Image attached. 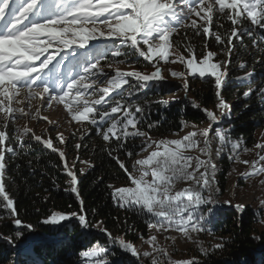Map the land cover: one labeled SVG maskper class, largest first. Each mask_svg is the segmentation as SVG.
Returning <instances> with one entry per match:
<instances>
[{
	"label": "snow or ice",
	"instance_id": "1",
	"mask_svg": "<svg viewBox=\"0 0 264 264\" xmlns=\"http://www.w3.org/2000/svg\"><path fill=\"white\" fill-rule=\"evenodd\" d=\"M214 17L229 21L231 28L224 33L213 31ZM3 21L6 23L0 24V209L8 212L18 229L15 238L23 235L19 229L31 230L33 226L19 218L15 200L6 190V156L9 153L18 155L17 148L22 151L30 147L27 138L58 153L69 178V188L65 190L75 194L80 202L79 213L53 211L43 223L56 225L75 217L81 227H98L112 238L113 243L118 244L120 250L137 259L146 258L150 264H200L196 257L173 260L167 248L160 245L156 234L149 235L145 241L151 250L141 252L133 242L114 237L102 227V221L90 225L84 202L80 198L75 161L70 165L65 151L54 145V138L37 135L27 121L42 119L56 127V121L42 115V110L51 108L55 103L63 105L70 117L69 123L88 122L95 126V134L109 146L114 142L120 148L128 140L141 139V152L148 154L133 159L131 170L119 156L112 157L129 182L120 187L108 185L113 203L120 208L136 210L155 218L154 222L148 224L150 231L154 229L158 234L174 231L180 238L195 243L198 250L207 255L208 249L203 247V242L194 239V234H212L206 223L214 211L211 205L219 203L217 165L212 158L213 140L219 144L215 148L216 154L227 150L229 159L248 166V171L241 174L245 179L264 174V154H261L264 152V143L254 146L261 150L256 153L258 159L241 160V151L246 153L251 150L242 147L243 139H233L228 130L215 129V136L210 135L218 117L215 111L206 108L202 110L210 121L207 128L200 129L193 125L194 130L179 139L154 140L148 132L138 127L140 120L137 113L143 112L140 105L121 103L120 100L108 104L106 98L114 92L119 94L125 85L135 87L153 80L163 81L166 77L162 71L170 72L175 78H185L186 73L183 71L158 66L161 61L165 64L179 62L187 69V75L214 78L215 107L221 115L228 114L230 105L221 92L228 74L227 66L236 48L233 40L242 44L243 36L253 37L258 30L264 31V0H0V22ZM189 27L195 35L214 38L218 45H223L220 53L209 50L207 40L200 57L190 45H185L187 55L171 52L174 47L172 35L180 28ZM218 27L222 28L223 24ZM100 40L112 42V56H127V49H131L148 61L154 70L146 74L135 69L122 71L116 67L114 75L109 76L101 65L103 54L89 53L76 62L82 71L70 76L65 83L59 72L63 59L69 54L77 55V49H85L90 42ZM61 52H65V57L57 61ZM219 54L226 55L227 59L213 62ZM170 56L174 58L170 59ZM124 62L120 60L118 63ZM107 67L111 68L112 65ZM239 68L246 69V64L241 62ZM252 76V72L246 71L241 79L251 80ZM132 79H135L136 85L131 84ZM184 87H188L186 79ZM253 94L264 97V86L257 89L249 86L243 93L245 97ZM97 95L98 98L89 99ZM160 103L167 105L168 101L162 100ZM193 107L199 108L200 105L193 101ZM20 120L26 123L20 125ZM184 127H187L186 123ZM14 139L15 145L12 143ZM55 140L66 143L59 132ZM75 147L79 149L81 144ZM113 151L116 150L108 152L109 156H112ZM193 151L199 155H190ZM133 155L132 151L127 152L129 158ZM79 171L83 174L84 170ZM260 183L264 185V180ZM177 185L184 186L178 188ZM224 203L231 204V200H225ZM260 203L264 206V200ZM233 206L238 210L245 207L243 204ZM205 207L206 213L203 211ZM3 238L13 243L12 236ZM140 238L143 239V236ZM164 239H170L175 245L177 237L165 236ZM213 247L220 249L223 243ZM79 256L83 264H110L108 249L98 244L81 251Z\"/></svg>",
	"mask_w": 264,
	"mask_h": 264
},
{
	"label": "trees",
	"instance_id": "2",
	"mask_svg": "<svg viewBox=\"0 0 264 264\" xmlns=\"http://www.w3.org/2000/svg\"><path fill=\"white\" fill-rule=\"evenodd\" d=\"M219 24H223V27H218ZM230 28L229 21L214 17L213 31L224 33ZM175 36V45L186 55L188 53L185 51V45H190L195 49L197 57L202 56L205 40L208 42V49L213 52L220 53L224 47L218 45L214 38L195 35L190 27L180 28ZM233 43L236 48L231 63L227 66L228 74L221 94L226 102L231 104L234 119L232 122L226 121L225 125L234 127L232 134L236 137L252 141L256 132L264 130V97L258 94L245 97L243 93L249 86L253 89L264 86V31L258 30L253 37L243 36L242 44L235 39ZM111 49L112 43L89 53L101 55L103 51L109 50L101 59L103 66L115 59L133 64L140 71L151 69L149 63L131 49H127V56L117 58L111 56ZM79 52L77 49V55L69 54L63 59L59 72L65 83L70 76L82 71L76 64L81 57ZM62 57L65 55L61 56L60 60ZM216 59L224 61L227 56L219 54ZM241 62L246 64V69L239 68ZM246 71L253 73L251 80L241 79ZM136 83L131 80L132 85ZM187 85V89L184 87V93L182 88H178L173 99L170 98L173 93L170 85L164 82L150 81L135 87L126 85L119 94L115 93L106 98V102L112 104L120 100L121 103L140 105L143 112L137 113L140 120L138 127L148 132L151 137H168L181 133L185 129V123L208 125L209 120L202 109L213 111L216 108L214 78H189ZM162 100L168 101L167 105L160 103ZM193 101L200 107H193ZM150 124L151 128L148 127ZM82 126V133L70 135L64 144L53 138L54 145L65 151L68 163L71 165L75 161L74 170L79 179L78 189L84 202L87 220L90 225L102 221V227L113 233L114 237L131 241L138 249L143 250L150 235L148 224L154 222L155 218L116 206L110 197L111 189L108 188L110 184L118 187L128 183L126 174L112 157L119 156L131 170L132 160L137 159L141 153V139L128 140L123 147L118 148L116 143L113 142L109 146L96 135L95 126L88 122H82ZM26 142L30 147L22 151L17 148L18 155L7 154L5 183L6 190L15 200L19 218L33 227L31 230L19 229L23 235L16 239L15 232L18 229L9 218L8 212L0 209V217H3L0 219V264H83L79 253L97 244L108 249L107 258L110 264H150L146 258L141 257L137 261L129 253L120 250L118 244L113 243L98 227H81L75 217L56 225L43 223L53 211L79 213L80 202L75 194L65 190L69 188V178L63 170V162L58 153L34 140L26 138ZM12 143L15 145L16 140ZM76 144H81V147L77 149ZM114 149L116 151L109 156L108 152ZM128 151L133 152L132 158L127 156ZM80 161H87L91 165L83 174L79 171ZM228 167V164L222 161L217 169V188L221 194L225 192V173ZM260 219L261 215L249 207L246 210H238L235 207L215 210L206 227L218 235V241L223 243V247L215 249L213 246H203L208 249V253L204 255L199 250L196 251L197 260L200 264H264V232L259 230ZM7 236L14 238L13 243L3 238ZM169 253L174 255V251Z\"/></svg>",
	"mask_w": 264,
	"mask_h": 264
},
{
	"label": "rangeland",
	"instance_id": "3",
	"mask_svg": "<svg viewBox=\"0 0 264 264\" xmlns=\"http://www.w3.org/2000/svg\"><path fill=\"white\" fill-rule=\"evenodd\" d=\"M9 19H10V17H9ZM2 23H6V21L0 22V24H2ZM175 35L176 34L172 35V37H171L172 41L174 40ZM110 43H112V42L103 41V40L92 41V42H90V44L88 45L87 48L79 49L80 52L78 55L84 56L85 55L84 53L96 51V50L102 48L104 45L110 44ZM173 45H174V47L170 50L171 52L183 53L180 49H178V47L175 45L174 41H173ZM107 53H109V50H105L102 52L103 55L107 54ZM63 55H65V52H61L60 55L57 56V61L60 60V56H63ZM112 57L117 58L114 56H112ZM173 58H174V56H170V59H173ZM112 61L113 62L110 63V65H112L111 68L107 67V65L104 66L105 70L109 76L114 75V69L116 67H119L122 71H131L133 69L138 70L136 68V66H134L133 64H129L127 62H124L121 64V63H118L119 61H116L115 59ZM217 61H219V60H217L216 57H214L213 62H217ZM53 63L55 64L56 61H54ZM158 66H161L162 69H172V70H176V71H183L186 73L185 78H175V77L171 76L170 72L162 71V74L166 77V79L163 81H156L158 83L164 82V83H167L170 85V87L173 91V93H171V95H170L171 99L174 98L173 97V96H175L174 92L177 91L178 88H180V89L182 88V92L183 93L185 92V89H184L185 79L188 80L189 78H193V79H196V78H200V79L213 78L211 76H206L204 78H201L198 76V74L195 76L187 75V69L185 68L184 65L180 64L179 62H177L176 64H171V63L165 64L163 61H161ZM50 67H51V65H50ZM153 70L154 69L151 67L150 70H145V71H141V72L149 74ZM138 71H140V70H138ZM132 80H135V79H132ZM153 81H155V80H153ZM52 86H53V88L55 87L54 83ZM112 94H115V92ZM92 98H98V95L95 97H89V99H92ZM33 103L36 104V101H33ZM228 104L230 105V111L228 114L221 115L219 109L215 108L213 110L216 112V115L218 117V121L213 124V132L210 135H212L214 137L215 136V129H220L221 131L228 130L229 135L233 139L242 138V137H236L235 135L232 134V130H234L233 126L227 127L225 125L226 121H227L226 123H228L229 121L232 122V120L234 119V117L232 115L231 104L230 103H228ZM42 115L49 117V119H51L53 121H56L57 125H56V127H53L52 125L48 124L46 121H44L42 119L39 121L38 120L27 121L28 126L31 127L37 135H42L45 138H47L48 136L56 137L57 133L59 132V133L63 134V137L66 141L70 135H72V134L80 135V133H82V130H83L82 124H77L76 122L69 123L70 117L67 116V113L63 108V105H57L54 103L51 108H48L46 110H42ZM113 115H117V114H113ZM18 123L20 125H24L26 123V121L20 120ZM209 123H210V121H209ZM192 126L193 125H187V127H185V129L181 133H178L176 135L163 137V138H154V137H152V138L154 140H160V139H165V138L166 139H179L180 137L185 135L187 132L194 130ZM195 126L197 128H200V129L208 127V125H206V126L195 125ZM46 129H47V131H46ZM242 139L244 141V144L242 147H247L251 151L246 152V153L241 151V153H240L241 160L247 159V160L251 161V160L258 159L256 153L260 152L261 150L256 149L254 146L257 143H264V130H259L258 132H256L252 141H248V139H245V138H242ZM217 147H219L218 141H216L214 139L213 140V156L215 158L214 163H216L217 169H218V166L220 165V163L222 161L226 162L229 167L225 173V177H226L225 192H224V194H221L220 192L217 194L219 203L211 205V207H213V209H214L212 214H214L215 210H218V209L233 208L234 207L233 205L243 204V205H245V207L241 210H246L249 207L261 215V219L259 222V230L264 232V222H261V221H264V206H262L260 203L262 200H264V185H262L260 183L261 180H264V174H261L259 176H248L245 179L244 177H242L241 174L248 171V166L241 164V163H235L233 160L229 159L230 153L227 150H225L224 152H221L219 154H216L215 148H217ZM147 154L148 153H146V152H141L137 159L143 158ZM189 154L190 155H199V153L196 151L190 152ZM261 154H264V152H261ZM89 164H90L89 162L88 163H80L79 169H83L84 170L83 172H86L90 168ZM217 171L218 170H216V187H218V179H217L218 178V172ZM183 186L184 185H177L178 188L183 187ZM118 187H120V186H118ZM225 200H231V204H225L224 203ZM203 211L206 213V207L203 209ZM211 233H212L211 235H209L207 232L194 234V239L203 242V246H205V247L214 246L215 244L219 243V241H218L219 237H218V235H216L212 231H211ZM151 234L157 235L160 245L166 247L168 252L174 251V255H171L173 260L189 259L192 257H196V254H197L196 251H198V246L193 242H190V241H187L186 239L180 238L178 233L173 231V232L158 234L153 229L150 231V235ZM165 236H176L177 240L175 242V245H173V242L170 239L165 240L164 239ZM139 250L141 252H143V251H150L151 249H150L148 244H145L144 249L143 250L139 249ZM129 255H131V254L129 253Z\"/></svg>",
	"mask_w": 264,
	"mask_h": 264
},
{
	"label": "water",
	"instance_id": "4",
	"mask_svg": "<svg viewBox=\"0 0 264 264\" xmlns=\"http://www.w3.org/2000/svg\"><path fill=\"white\" fill-rule=\"evenodd\" d=\"M75 220V219H74ZM74 220H72V221H74ZM113 234V233H112ZM113 236H114V234H113ZM109 239H111L112 240V238H110L109 237ZM133 257V256H132ZM135 260H137V261H139V259H137V257H133Z\"/></svg>",
	"mask_w": 264,
	"mask_h": 264
},
{
	"label": "bare ground",
	"instance_id": "5",
	"mask_svg": "<svg viewBox=\"0 0 264 264\" xmlns=\"http://www.w3.org/2000/svg\"><path fill=\"white\" fill-rule=\"evenodd\" d=\"M212 158H213V162H215V158H214V156H213Z\"/></svg>",
	"mask_w": 264,
	"mask_h": 264
}]
</instances>
